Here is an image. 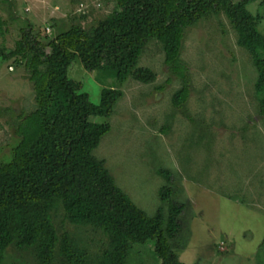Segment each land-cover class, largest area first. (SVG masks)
<instances>
[{
    "label": "trees",
    "instance_id": "trees-1",
    "mask_svg": "<svg viewBox=\"0 0 264 264\" xmlns=\"http://www.w3.org/2000/svg\"><path fill=\"white\" fill-rule=\"evenodd\" d=\"M258 1L261 13L248 10ZM0 5L22 22L14 47L0 46V59L25 68L34 99V108L16 117L10 159L0 161V264L18 256L26 264H127L133 245L150 239L160 264H186L179 251L188 204L178 199L175 174L155 169L164 183L158 189L161 204L149 215L116 183L104 157L93 153L111 124L92 119L114 113L128 79L156 81L151 67L139 65L141 53L155 41L168 72L180 82L171 96L172 111L193 122L186 108L192 81L181 57L183 40L188 28L221 12L237 45L251 55L257 72L253 94L264 117V0H114L110 12L86 24L91 10L69 11L66 20L52 22V37L15 14L13 0ZM75 59L85 70L114 79L101 89L99 103L67 77ZM9 111L2 108L0 114ZM169 129L166 124L161 131ZM87 229L103 236L95 250L82 236ZM259 249L264 257V237Z\"/></svg>",
    "mask_w": 264,
    "mask_h": 264
},
{
    "label": "rangeland",
    "instance_id": "rangeland-1",
    "mask_svg": "<svg viewBox=\"0 0 264 264\" xmlns=\"http://www.w3.org/2000/svg\"><path fill=\"white\" fill-rule=\"evenodd\" d=\"M13 1L15 14L50 37L55 33L52 22L66 20L71 10H91L86 24L114 6V0ZM247 8L262 12L259 1ZM21 27L22 22L10 18L0 5V46L13 48ZM260 29L264 31V18ZM181 57L191 73L186 108L194 121L173 113L171 96L180 82L168 72L160 45L152 41L141 53L139 65L151 67L156 81L142 84L128 79L122 84L123 96L114 113L107 119H92L111 124L93 153L104 157L116 183L149 215L161 204L158 189L164 183L155 169L172 170L178 199L188 204L183 214L187 231L180 235L185 241L179 251L186 264H264L259 249L264 237V117L253 94L257 72L251 55L237 45L235 30L221 12L187 29ZM26 74L24 67L0 59V109H11L0 114V161L10 159L17 141V115L34 108ZM67 77L80 83V91L94 104L100 101L101 89L114 82L98 70H85L78 59ZM166 124L170 129L163 133ZM82 236L92 250L103 239L91 229ZM154 248L152 239L134 244L127 264H160ZM12 260L7 257L1 264ZM13 261L26 264L19 256Z\"/></svg>",
    "mask_w": 264,
    "mask_h": 264
}]
</instances>
